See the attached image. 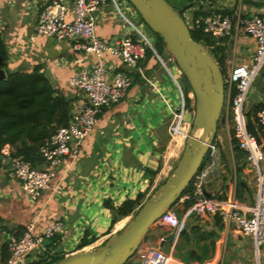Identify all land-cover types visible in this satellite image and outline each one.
I'll return each instance as SVG.
<instances>
[{"label": "crops", "instance_id": "obj_1", "mask_svg": "<svg viewBox=\"0 0 264 264\" xmlns=\"http://www.w3.org/2000/svg\"><path fill=\"white\" fill-rule=\"evenodd\" d=\"M50 1L0 0V36L8 68L30 73L38 67L52 88L70 101L72 114L82 94L68 80L78 70L89 68L96 57L75 50L69 41L34 34L38 14ZM72 1L62 0L67 20L71 19ZM116 1L128 10L124 0ZM237 8L244 14H264V0H184L178 9L187 22H192L215 13L230 14ZM93 16L100 40L113 42L124 35L136 38L111 0H106ZM135 23L139 25L138 19ZM218 44L224 48L223 53L227 45L232 46V58L225 60L228 71L233 65L251 64L255 50L252 38L240 32L236 38ZM151 46L152 54L128 69L132 83L126 96L101 110L81 145L78 159L66 158L53 169L48 188L36 200L25 195L7 159L0 156V264L9 255V237L20 235L28 224L38 235L50 223L63 221V234L43 243L46 252L54 250L57 255L61 249L58 256H68L94 250L129 221V216L113 221L110 206L116 208L138 194H152L169 176L181 156L186 126L192 122L193 100L173 58L167 51L157 53ZM102 57L109 77L114 70L126 69L116 55L104 52ZM227 101L225 94L223 107ZM256 104L264 105V66L250 87L246 113ZM262 131L260 144L264 150V128ZM231 140L222 111L218 136L198 172L205 173L203 190L207 198L233 200L247 210L255 202L254 173L244 154L235 155ZM5 148L9 150L8 145ZM35 166L46 169L48 164L41 158ZM260 170L264 175V162ZM189 204L177 200L170 210L180 219L179 227L155 223L126 263L140 264L144 252L158 250L169 264H264V248L255 246L238 230L224 227L216 217L186 214ZM82 241L86 245L80 247Z\"/></svg>", "mask_w": 264, "mask_h": 264}, {"label": "built area", "instance_id": "obj_2", "mask_svg": "<svg viewBox=\"0 0 264 264\" xmlns=\"http://www.w3.org/2000/svg\"><path fill=\"white\" fill-rule=\"evenodd\" d=\"M105 1L73 0L70 20L65 17L66 7L62 0H51L38 14L34 25L36 36L69 41L75 50L94 54L96 61L89 68L75 72L68 80L69 85L79 90L82 96L73 107L68 124L57 128L39 147V156L48 164L46 169L35 168L21 156H11L5 147L0 150V156L9 160L14 179L32 201L48 188L53 169L66 158L71 161L78 159L81 145L96 125L101 110L120 102L126 96L132 83L128 69L136 67L144 59L145 49L151 48L142 27L135 23L138 17L136 11L132 8L126 10L116 0L111 2L117 14L135 32L136 38L124 35L113 42H107L97 37L93 13ZM191 23L217 40L234 39L241 32L255 42L251 64L233 65L227 76H223L224 95H228V101L222 111L226 116L228 130L254 173L256 194L253 206L247 210L238 207L233 200L207 198L203 190L205 173L197 172L188 190L178 200L190 203L186 214H193L197 218L216 217L224 227L238 230L249 237L255 246L264 248V176L259 166L264 160V151L247 129L245 107L250 87L264 66V14H244L237 8L230 14L215 13ZM104 52L116 55L127 70H114L109 77V68L102 57ZM253 123L256 127L264 128V109L257 112ZM157 222L173 227L180 225V219L170 209ZM63 229V221L56 220L36 235L33 233V225L28 224L20 235L9 237L6 264L50 262L56 253L54 250L46 252L43 243L62 235ZM33 253H36L33 260H29ZM169 263V259L158 250L144 252L140 262Z\"/></svg>", "mask_w": 264, "mask_h": 264}, {"label": "water", "instance_id": "obj_3", "mask_svg": "<svg viewBox=\"0 0 264 264\" xmlns=\"http://www.w3.org/2000/svg\"><path fill=\"white\" fill-rule=\"evenodd\" d=\"M126 1L142 22L161 38L187 80L195 102L191 132L169 176L141 204L120 232L94 250L78 251L48 264H125L135 254L149 229L175 204L200 170L221 116L225 98L221 67L202 43L191 38L181 12L166 0ZM18 70L21 68L14 71ZM4 77L5 72L0 69V79ZM197 132L200 134L196 135ZM61 254L62 250L58 249L57 255Z\"/></svg>", "mask_w": 264, "mask_h": 264}, {"label": "trees", "instance_id": "obj_4", "mask_svg": "<svg viewBox=\"0 0 264 264\" xmlns=\"http://www.w3.org/2000/svg\"><path fill=\"white\" fill-rule=\"evenodd\" d=\"M167 1V0H166ZM191 2V0H186ZM174 8V7H173ZM174 8L175 10L178 9ZM190 36L209 48L210 54L219 64L223 57V47L202 31L193 23L190 27ZM157 36L153 48L160 53L164 47L161 38ZM165 48V47H164ZM150 48L145 49V57L150 56ZM0 69L5 72V77L0 79V150L6 145L9 146L11 156H21L35 166L41 159L38 154L39 147L59 127L68 124L71 118V103L52 88L48 80L39 68L35 67L32 72L13 71L8 68V55L0 36ZM186 92L189 91L188 83ZM187 99V97H186ZM264 109V105L256 104L247 111V129L260 143V135L263 127H256L253 121L257 112ZM250 115L253 119H250ZM232 149L235 155L244 154L238 147L235 139L231 140ZM208 152V151H207ZM0 158V165L2 164ZM190 183L183 193L188 190ZM182 193V194H183ZM181 194V195H182ZM144 194H138L135 199H127L118 207L110 209L113 211L116 221L119 218L136 213L143 200ZM86 245L85 241L80 247ZM62 256H54L51 261H56ZM8 257H5L4 264ZM3 260V259H2ZM50 262L38 261L37 264H48Z\"/></svg>", "mask_w": 264, "mask_h": 264}, {"label": "rangeland", "instance_id": "obj_5", "mask_svg": "<svg viewBox=\"0 0 264 264\" xmlns=\"http://www.w3.org/2000/svg\"><path fill=\"white\" fill-rule=\"evenodd\" d=\"M181 2H178V0H167V2L172 6V7H174V8H177V7H179L181 4H183L184 3V0H180ZM124 2L127 4V5H129V8H132L133 9V7L126 1V0H124ZM179 10V9H178ZM181 12V16L184 18L185 16H184V14H183V12L182 11H180ZM137 19H138V24L145 30V33H146V36L149 38V42H150V45H153L154 44V41H156L157 40V36H156V34L155 33H153L143 22H142V20L139 18V16L137 17ZM187 24H188V26L190 27L191 25H192V23L190 22V21H188L187 22ZM208 36H210V35H208ZM213 40H215L216 42H217V44H218V42L219 41H221V40H217L216 38H213V37H211ZM152 47V46H151ZM165 47V46H164ZM163 47V49H162V51H167L166 50V48H164ZM206 50L210 53V50H209V48H206ZM170 55V54H169ZM171 56V55H170ZM172 57V56H171ZM223 59L221 60V62L219 63V66L221 67V71H222V74H223V76H227V73H228V64L226 63L225 64V60H226V58L227 59H229V60H231V58H232V46H230V45H227V48H226V51L223 53ZM179 70V69H178ZM177 70V72H178V74L179 75H181L182 73L180 72V70L178 71ZM183 83L185 84V81H183ZM185 86L187 87V84H185ZM188 89H189V91L188 92H190V95H191V98H192V100H193V110H194V107H195V105H194V96H193V94H192V91L190 90V87H189V85H188ZM193 115H194V112H193ZM193 117V116H192ZM219 126H220V118H219V120H218V122H217V128H216V132H215V136H218V129H219ZM190 132H191V125L190 126H186V131H185V137H184V142H185V140L187 139V137L189 136V134H190ZM214 136V137H215ZM264 151V150H263ZM243 157H244V155H243ZM244 160H245V157H244ZM264 162V160L263 161H261L260 162V169H261V166H262V163ZM247 164V163H246ZM247 166H248V164H247ZM36 167V166H35ZM37 168V167H36ZM248 168H250V166H248ZM37 169H39V168H37ZM264 176V175H263ZM151 194H149L148 196H146L145 198H144V200H143V202L150 196ZM138 209H136V211H137ZM135 211V212H136ZM173 213H175V212H173ZM134 215V213H132V214H130L129 215V220L132 218V216ZM176 215V214H175ZM176 217H178L177 215H176ZM153 227V226H152ZM154 229V228H153ZM152 229V230H153Z\"/></svg>", "mask_w": 264, "mask_h": 264}, {"label": "bare ground", "instance_id": "obj_6", "mask_svg": "<svg viewBox=\"0 0 264 264\" xmlns=\"http://www.w3.org/2000/svg\"><path fill=\"white\" fill-rule=\"evenodd\" d=\"M198 134H200V132L199 133L198 132L196 133V135H198Z\"/></svg>", "mask_w": 264, "mask_h": 264}]
</instances>
